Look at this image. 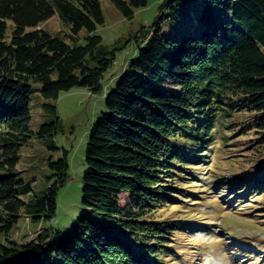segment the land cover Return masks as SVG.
Returning a JSON list of instances; mask_svg holds the SVG:
<instances>
[{
  "label": "trees",
  "instance_id": "16d2710c",
  "mask_svg": "<svg viewBox=\"0 0 264 264\" xmlns=\"http://www.w3.org/2000/svg\"><path fill=\"white\" fill-rule=\"evenodd\" d=\"M112 1L129 19L150 2ZM56 13L71 41L38 28ZM9 21L15 25L10 40ZM105 21L100 0H0L4 238L23 212L34 222L53 219L68 180L67 152L49 158L48 186L37 193L18 168L33 135L50 137L61 129L58 117L32 130L34 87L50 99L76 87L100 93L118 52L130 42L138 50L93 125L84 211L70 230L51 226L27 243L0 240V264H166L177 250L171 240L182 220L155 213L173 191L188 193L179 186L182 172L202 165L219 139L238 132L253 135L249 146L260 158L249 177L233 176V188H264V0H163L151 25L112 45L96 32ZM45 106L57 110L53 103Z\"/></svg>",
  "mask_w": 264,
  "mask_h": 264
},
{
  "label": "rangeland",
  "instance_id": "374dc122",
  "mask_svg": "<svg viewBox=\"0 0 264 264\" xmlns=\"http://www.w3.org/2000/svg\"><path fill=\"white\" fill-rule=\"evenodd\" d=\"M100 1L106 21L97 27L96 32L103 37L106 45H112L120 38L129 40L144 26L151 25L159 14L163 0H150L148 6L136 9L131 19L125 17L112 0ZM194 6L199 8V3ZM8 25L10 40L15 25L12 21ZM38 28L71 41L67 37L70 29L58 13ZM165 28L172 29V26L168 24ZM87 35V30H82L79 35L81 43L85 42ZM137 56L138 50L133 42L126 50L118 52L113 67L104 76L103 90L97 94L87 87H76L62 92L58 99H50L43 97L38 85L34 87L32 130L37 131L43 122L58 117L61 129L50 137L33 135L21 149L18 168L37 193L48 186V176L52 173L49 158L56 160L67 152L70 165L68 180L59 189L58 210L53 219L34 222L23 212L8 238L27 243L36 240L51 226L72 229L84 211L83 177L93 125L106 109L107 94L116 86L129 62ZM46 103L55 104L56 112L46 107ZM246 116L238 115L242 118ZM252 138L253 135L243 136L238 132L225 140L219 139L208 151L202 165L182 172L179 186H184L188 193L173 191V198H166L154 215L159 219L182 220L180 229L174 231L171 240L177 250L170 259H166V264H264V188H233L232 184L233 176L243 174L249 177L255 172L260 153L249 146ZM126 197L127 194L122 196ZM5 238L0 235V240Z\"/></svg>",
  "mask_w": 264,
  "mask_h": 264
}]
</instances>
